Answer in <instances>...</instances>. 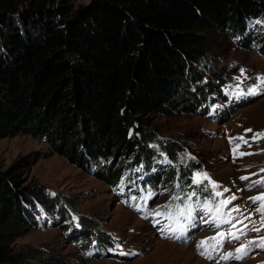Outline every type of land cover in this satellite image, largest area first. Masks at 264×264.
<instances>
[{
	"label": "trees",
	"instance_id": "16d2710c",
	"mask_svg": "<svg viewBox=\"0 0 264 264\" xmlns=\"http://www.w3.org/2000/svg\"><path fill=\"white\" fill-rule=\"evenodd\" d=\"M47 5L33 0L20 11L13 1L0 0V141L22 135L44 140L54 154L81 165L128 204L141 205L136 209L141 216L143 193L157 185L148 181L167 164L171 168L158 183L179 195L170 201L174 206L189 203L186 194L193 190L194 208L202 212L209 201L214 205L210 185L205 191L192 184L197 163L186 160L179 143L163 141L149 130L145 117L170 115L177 106L183 113L201 111L198 102L186 98L187 91L178 92L180 85L208 103V113L216 95L219 103H229L224 94L229 78L220 81L221 73L210 67L208 38L228 34L243 50L264 55V31H255L257 24L264 29V0H91L87 7L58 11ZM198 64L205 73L194 68ZM254 99L248 95L239 103ZM235 107L213 117L222 120ZM141 175L144 179L136 178ZM18 177L0 174V264L29 262L30 253L11 246L19 223L37 225L32 210L58 213L67 208L59 196L19 189L14 184ZM80 222L84 228L67 229L68 239L92 228L84 219ZM61 224L67 228L69 223L62 219ZM111 238L100 231L97 241L113 246ZM91 243L76 244L87 248ZM90 253L89 258L101 256L97 248Z\"/></svg>",
	"mask_w": 264,
	"mask_h": 264
},
{
	"label": "rangeland",
	"instance_id": "374dc122",
	"mask_svg": "<svg viewBox=\"0 0 264 264\" xmlns=\"http://www.w3.org/2000/svg\"><path fill=\"white\" fill-rule=\"evenodd\" d=\"M10 1L16 3L20 11H23L33 0ZM46 1H48L47 7L55 11L69 7L75 9L80 6L87 7L91 2V0ZM262 25L257 24L255 31L258 33L264 31V29L261 30ZM208 40L210 46L206 56L210 67L221 73L220 81L229 78L224 91L225 96L232 100L245 99L248 95L241 97L236 94L237 85L240 89L247 91V86L259 84L256 78L264 77V55L256 49L243 50L237 38L235 40L221 32ZM194 68L202 74L205 73L202 64L195 65ZM236 77H240L242 83L238 82ZM188 85L190 86V83L186 80L185 86ZM261 87L264 88V85ZM177 90L180 93L187 91L186 98L193 103L198 102L201 111L183 113L177 106L169 110L171 114L167 116L160 113L146 116V125L163 141L177 142L184 147L186 160L192 159L197 163L196 172H207L211 179L221 186L217 190L223 192L224 188L230 189L224 192L223 196H215V204L211 205L213 212L209 214L218 218V221L231 219L232 224L235 225V228L231 230L240 235V240L228 238V230L231 227L229 223L222 222L217 229L210 225L214 218L200 214L194 215L195 219L192 225L188 226L185 236L180 239L166 238L159 231L160 224L154 225L150 220H161L165 224L176 227L175 220L169 221L155 216L145 218L139 215L136 207L126 203V198L118 190L99 181L81 165L54 154L44 140L22 135L0 141V174L15 172L19 177L14 184L19 189L33 188L42 192L46 191L51 197L62 198L63 202L60 205L67 207L63 211L60 209L58 213L43 210L41 207L34 209L35 211L32 210V212L37 218V225L31 228L30 224L21 222L20 226L12 232L15 240L11 247L16 252L30 253L27 264H264V248L255 245L250 246L249 254L242 260L219 258V252L225 254L234 252L241 243L247 244L249 240L258 241L260 237H264V225L260 223L261 214L255 211L259 202L253 203L250 199L264 193V186L248 187L253 181L264 178V171H262L264 169V138L253 139L254 133L264 132V93L252 95L255 96L253 101L236 106L232 113L221 120L213 117V114L220 113L223 108L233 107V102L219 103L221 99L216 95L214 97L216 102L209 105L208 113V103H201L197 95L191 94V90L181 85L177 87ZM247 129L253 131L248 132ZM236 137H243L248 144L236 140ZM238 144L240 146L237 148ZM240 153L250 154L240 155ZM129 158L131 159L132 155ZM22 161L26 162L22 163ZM107 163L108 160L104 159L103 171ZM17 164L27 165L19 170L15 168ZM164 164L166 163L161 165ZM170 168V164L165 165L161 173H166ZM160 175L148 181L149 183L154 180L157 184L151 190L155 195L147 201L148 209L162 211L161 206L173 200L168 187L158 183ZM244 176L250 179L241 180ZM136 178L144 179L143 175ZM204 184L210 185L214 193L207 180L198 186H204ZM143 194L146 195V193ZM231 196H235L236 199L222 206L217 213L215 209L219 206V201ZM65 199L70 205L65 204ZM189 203L192 204V208L195 207L194 201ZM185 205L180 204L179 207L185 208L187 212ZM236 208L239 211L233 210ZM171 212L173 216H176L177 209L172 208ZM62 219L65 223H69L67 228L63 224L59 225ZM80 219L90 223L92 228H85L86 232L82 236L68 239L67 229H71L74 225L84 228ZM179 220L181 223L184 222L183 217H179ZM241 220L243 223H239ZM141 223L146 224L147 230L144 232L141 231ZM254 224L261 228L260 232L251 230ZM192 226H196V230L191 233ZM240 229H243L246 235H242L238 231ZM100 231L112 237L113 246H104L97 241ZM220 232L224 233V244L223 248L213 253L215 258L209 259L205 255H200L202 249L197 248L199 241L213 236L221 239L218 235ZM179 234L178 230L177 235ZM78 241H92V243L84 248L76 244ZM96 248L100 250L101 256L89 258V253ZM121 250L136 253V255H120ZM112 255L128 259H113Z\"/></svg>",
	"mask_w": 264,
	"mask_h": 264
},
{
	"label": "snow or ice",
	"instance_id": "6c2138e0",
	"mask_svg": "<svg viewBox=\"0 0 264 264\" xmlns=\"http://www.w3.org/2000/svg\"><path fill=\"white\" fill-rule=\"evenodd\" d=\"M243 73V69L241 70ZM257 80H259V84H255V85H249L247 86V91H245L244 89H240L239 85H237L238 87V91H237V95L238 96H244V95H260L262 93H264V88L261 87V85H264V77H257ZM236 80L240 83H242V81H240V77H236ZM246 131L248 132H252V129H247ZM260 138H264V132H256L254 133L253 139H260ZM236 140L242 141L244 144H248V141L244 140L243 137H236ZM240 145L238 144L236 147L238 148ZM250 146V145H249ZM235 151V149H234ZM245 154H250V153H240V155H245ZM194 159V158H193ZM262 171H264V169H262ZM192 179V184L193 185H200L203 184V182L205 180L208 181L209 184H211L213 190H214V196H223L224 192H228L230 191V189L224 188L223 192L219 191L217 189H219L221 186L218 185L215 181H213L211 179V177L209 176V174L207 172H196L194 173ZM250 178L247 176L241 177V180H249ZM123 183V181L121 182ZM264 186V178H261L259 180L253 181L251 184H249V188H252L253 186ZM177 188H179V184L176 185ZM208 188V184H204V188L203 190H207ZM141 191H144L143 189H141ZM155 195L154 192H152L151 190H148L146 195L142 196L141 199L144 201V205H143V210L145 213V218H148L150 216H156V217H163L169 221H173L175 220L176 223V227H172L171 224H165L163 223L161 220H156L154 221V224L158 223L160 224V228L159 231L161 232L162 235H164L166 238H173V239H180L182 236H185L188 230V226L192 225V221L195 219L193 216V211H192V204L191 203H187L186 202V209L187 212H185V208H180L178 205L174 206L171 202H169L166 205L161 206L163 209H165V211H161L160 209H148L147 208V201L152 198ZM188 197V201L191 200V197L196 196V191L193 190L190 193L186 194ZM132 200H135L136 197L133 196L131 197ZM173 200L176 199H180L179 195H174ZM236 199L235 196H231L229 198L223 199L221 201H219V206L215 209V211L217 213L220 212V208L222 206H226L227 204L231 203L232 200ZM250 199L253 201V203H257L258 207L256 208V212L261 214V225H264V193H261L258 196L255 197H250ZM126 203H128V201H125ZM136 209L138 211H140L142 209L141 205H135ZM173 207H176L177 209V213L176 216H173L171 209ZM198 207H200V205H198ZM204 209H206V214L207 213H212L213 212V208L211 207V202L209 201L208 203L204 204L202 206ZM234 211H239L238 208L233 209ZM179 217H183L184 218V222L181 223V221L179 220ZM75 219V217H74ZM222 222H226L229 223L231 225V227L228 230L229 233V239H235L237 241L240 240V235H237L236 233L232 232V228H235V225L232 224L231 219L226 220V221H218V218L214 217V224L213 226L217 229H219L220 227V223ZM239 223H243V221H239ZM77 227H79V225H77ZM245 228H247V225H245ZM179 230V235H177V231ZM252 231H256V232H260L261 228L255 226V224L253 225ZM242 235H246V233L243 231V229L238 230ZM218 235L221 237V239H218L216 236L213 237H208L206 239H203L201 241H199L197 248L198 250L202 249V251L200 252L201 255H205L207 256L209 259H214L215 257H213V253L217 252L218 249L223 248V244H224V233L220 232L218 233ZM255 245L256 247H260V248H264V237H260L259 240H249L247 242V244L241 243V246L239 248H237L234 252H228V253H223V252H219V258L223 259V260H229V259H235V260H242L244 259L248 254L250 249V246ZM91 253H89L90 255ZM120 255H136V253H128L125 252L123 250L120 251Z\"/></svg>",
	"mask_w": 264,
	"mask_h": 264
},
{
	"label": "bare ground",
	"instance_id": "6f19581e",
	"mask_svg": "<svg viewBox=\"0 0 264 264\" xmlns=\"http://www.w3.org/2000/svg\"><path fill=\"white\" fill-rule=\"evenodd\" d=\"M192 211H193V216L196 215V214H197V215L200 214V215H207V216H211V217H212V215H210L209 213L206 214V210H203V211L201 212L200 209H198V208H193ZM212 218H214V217H212ZM196 221H197V220H196ZM157 224H158V223H157ZM213 224H214V219L212 220V222H211L210 225H213ZM145 225H146L145 223H141V229H142L141 231H143V232H144L145 230H147V227H145ZM195 230H196V226H192V227H191V233H192L193 231H195ZM183 251H184V250H183ZM183 251H182V252H183ZM200 255H201V254H200Z\"/></svg>",
	"mask_w": 264,
	"mask_h": 264
}]
</instances>
